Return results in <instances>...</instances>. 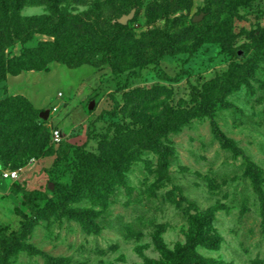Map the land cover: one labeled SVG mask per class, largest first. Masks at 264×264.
Listing matches in <instances>:
<instances>
[{"label": "rangeland", "instance_id": "obj_1", "mask_svg": "<svg viewBox=\"0 0 264 264\" xmlns=\"http://www.w3.org/2000/svg\"><path fill=\"white\" fill-rule=\"evenodd\" d=\"M38 1L22 13L56 21ZM102 1L59 6L93 20L110 13ZM134 2L119 14L135 9L133 65L51 60L20 69L11 58L53 41L47 32L0 57V154L20 169L16 180L0 174L5 234L20 225L12 183L37 198L0 264H264V0ZM55 128L79 147L53 166ZM105 138L135 152L125 184L110 190L100 171L95 192L82 150L100 154ZM87 207L95 212L82 213Z\"/></svg>", "mask_w": 264, "mask_h": 264}, {"label": "trees", "instance_id": "obj_2", "mask_svg": "<svg viewBox=\"0 0 264 264\" xmlns=\"http://www.w3.org/2000/svg\"><path fill=\"white\" fill-rule=\"evenodd\" d=\"M28 1L30 0H0V57L5 56L7 47L12 46L17 40L23 42L30 40L35 32H47L53 35L55 39L49 43L43 42L37 48H29L21 55L12 57L11 60L17 61L20 69L46 68L47 62L51 60L65 63L70 67L80 66L84 63L99 66L105 59L113 61L115 65L117 62L122 63L123 68L131 65V63L133 65L141 57L139 52L133 54L130 46H128L129 42H133L132 38H127L130 34L127 31L128 23L123 24L118 20L123 15L119 16V14L126 8L138 5V2H134L135 0H104L101 4H108L110 13L104 15V11L99 10L93 20L90 16L82 17L86 13L75 14L67 8H60L59 5L62 0H39V3L49 5L51 12L58 18L56 21L50 14L24 15L22 10ZM113 19L115 20L111 22ZM40 56H44V58H39ZM116 60L118 61L114 63ZM17 71L19 70L13 72ZM216 131L219 132L218 129ZM218 135L224 144L223 134L219 132ZM139 143H141L140 147L145 144L147 145L145 147H149V142L146 139H141ZM57 144L59 147L53 166L58 165L71 148L79 147L74 146L64 138ZM152 145L161 149L162 152L165 151L164 148L166 147L161 142L156 145L155 141L152 140ZM103 147L100 154L82 150L85 155V168L94 170V174L88 177L87 182L92 183L90 187L95 192H98L99 189L94 188L93 181H95L94 177H98L100 171L110 177V179L105 180L110 190L125 184V168L129 166L135 152L134 148L130 151L129 149L123 150V146L117 139H103ZM162 159L161 166H164L165 158ZM0 161V167H14L7 160L6 152L0 154ZM12 186L18 188V194L22 195L14 207L15 213L20 217V225L17 230L8 234H5L0 226V250L6 244L18 239L28 229L30 215L27 210L33 213L37 209L35 190L17 186L16 182L12 183ZM71 189H65L66 193H71ZM94 199H97V196H94L93 200L91 199L93 204ZM82 210V213L87 210L95 212L92 207ZM202 261L204 262L203 259ZM187 263L200 264V262H193L190 259Z\"/></svg>", "mask_w": 264, "mask_h": 264}, {"label": "built area", "instance_id": "obj_3", "mask_svg": "<svg viewBox=\"0 0 264 264\" xmlns=\"http://www.w3.org/2000/svg\"><path fill=\"white\" fill-rule=\"evenodd\" d=\"M62 139H63L62 131L59 128H55L53 131V140L58 143ZM1 175L4 178L16 180L20 175V169H15L12 167H1Z\"/></svg>", "mask_w": 264, "mask_h": 264}, {"label": "water", "instance_id": "obj_4", "mask_svg": "<svg viewBox=\"0 0 264 264\" xmlns=\"http://www.w3.org/2000/svg\"><path fill=\"white\" fill-rule=\"evenodd\" d=\"M134 14H135V9H132L129 13L123 14L121 17H119L118 20H119V22H121L123 24H127L129 22V20L133 18ZM202 16H203V14L195 16L194 21L201 20ZM44 116L45 117L49 116V110H46L44 112Z\"/></svg>", "mask_w": 264, "mask_h": 264}, {"label": "crops", "instance_id": "obj_5", "mask_svg": "<svg viewBox=\"0 0 264 264\" xmlns=\"http://www.w3.org/2000/svg\"><path fill=\"white\" fill-rule=\"evenodd\" d=\"M0 188H1V184H0ZM2 190V189H1ZM2 193H3V191H2Z\"/></svg>", "mask_w": 264, "mask_h": 264}]
</instances>
